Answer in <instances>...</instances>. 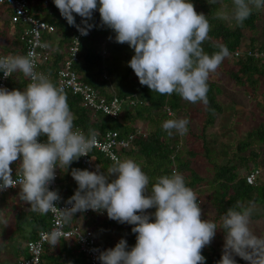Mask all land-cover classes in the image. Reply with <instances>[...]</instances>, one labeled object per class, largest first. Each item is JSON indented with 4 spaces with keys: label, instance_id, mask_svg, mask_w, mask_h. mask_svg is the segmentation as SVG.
<instances>
[{
    "label": "clouds",
    "instance_id": "clouds-1",
    "mask_svg": "<svg viewBox=\"0 0 264 264\" xmlns=\"http://www.w3.org/2000/svg\"><path fill=\"white\" fill-rule=\"evenodd\" d=\"M61 16L88 35L89 23L97 10L102 25L115 32V42L127 43L134 51L128 66L142 86L160 95L177 94L183 100L207 106L210 76L232 53L226 45L207 53L204 43L211 39L208 16L198 13L192 0H53ZM219 5L215 18L230 27H242L254 13L264 11V0H207ZM74 14L80 16L76 25ZM0 72L5 78L22 73L26 87H0V191L19 186V199L41 214L59 213L69 223L76 213L88 210L103 213L118 223L133 225L135 246L129 249L121 238L113 248L99 252L100 264H206L202 250L210 245L217 230H223L224 248L218 264H236V256L248 264H264V236L251 229L257 210L254 202L230 207L218 225L202 219L196 192L179 171L161 175L150 185L149 176L132 158L113 157L107 170L72 169L78 187L64 209L57 190H50L56 170L67 172L73 161L94 146L96 133L85 134L74 125L67 95L49 75L37 71L36 57L27 54L0 56ZM190 121L174 118L161 125L169 136H184ZM47 136V142L39 137ZM22 178H13L11 165L18 162ZM114 177V178H112ZM111 178V179H110ZM155 209L154 213L147 210ZM154 216V221H153ZM0 225L8 219L0 213ZM59 243L56 233L49 244Z\"/></svg>",
    "mask_w": 264,
    "mask_h": 264
},
{
    "label": "trees",
    "instance_id": "trees-1",
    "mask_svg": "<svg viewBox=\"0 0 264 264\" xmlns=\"http://www.w3.org/2000/svg\"><path fill=\"white\" fill-rule=\"evenodd\" d=\"M192 3L198 13L202 12L208 16L212 26L211 39L204 43V50L211 54L219 50V45H226L232 56L230 59L226 58L217 72L210 76L207 93L209 103L207 106L199 103V106L195 107V112L199 111V117L197 114L194 117L190 116L189 121L193 125L188 127L187 134L180 136L174 133L169 136L163 131L161 125L168 119L181 118L183 115L188 118L190 103L175 93L160 95L157 92H151L147 86H142L139 81L133 80L135 73L128 66V62L134 55V51L127 43L115 42V32L102 25L98 10L89 21L94 24V27L82 39L79 59L74 64V70L100 93L110 96L116 92L120 97H131L138 103L126 111L123 120H112L85 108L79 96L66 93L70 110L75 116L74 125L85 134L89 129L99 133L117 130L121 136H126L129 133L138 132L135 120L146 121L148 129L146 133H137L133 141L134 147L122 151L120 156L122 160L132 158L141 165L150 178L149 187L157 177L170 175L174 170L179 171L184 175L187 185L198 196L202 208V219L213 220L218 225L221 224L220 217L228 208L237 205V202L244 206L254 202L257 210L252 215L250 227L256 235L264 236V59L259 54L264 53V41H258V36L263 34L260 22L264 21V11L261 12L263 19L254 12L242 27H230L228 23L215 18L219 5H210L207 0H192ZM9 10L10 8H6L0 16L3 22L0 30L4 31L0 32V54H24L25 49L21 44L19 33L17 32L13 38L9 37L12 26H16L17 30L20 28L18 24H11ZM30 11L36 17L56 27L54 33L45 37L51 43L52 56L41 67L45 72L55 71L67 59L74 26L69 25L58 10L45 7L41 2L33 1ZM244 29L250 32L249 37L248 35L246 37ZM108 36L111 39L107 45L109 54L102 60L101 47ZM244 38H248L247 47L243 45ZM241 49L244 50L238 58L235 52ZM104 73H107L109 80L103 78ZM28 82L22 73H13L8 83V90H23ZM225 85L233 86V90L228 91L224 88ZM229 95H233L230 101H228ZM243 97L245 98L242 99ZM252 102L261 120H256L258 121L256 126L244 134L240 141L237 143L230 141L228 146L223 145L222 150L217 153V148L221 144L216 141L217 133L213 129L219 125L221 116L229 109L248 106ZM230 129V132H233L234 129ZM209 130L210 132L207 133ZM42 137L47 139L46 135ZM197 138H202L205 142H203L204 156L210 163L207 171L212 176L209 180L194 168V160L200 155V150H197L199 144L196 146L195 143ZM207 143L213 145H207ZM92 156L94 168L89 171H95L97 167L104 171L113 163L99 151H94ZM11 167L13 176L21 172L19 161L14 162ZM72 169L83 170L86 167L82 165L79 158L72 162L67 172L57 169L60 175V191L65 197H71L78 187L72 178ZM256 169L260 172L255 183L250 184L247 182V176ZM69 185L73 187L70 188ZM19 192L18 187L0 195V213L9 221L7 227L0 225L1 256L20 255L24 245L20 243L19 238H26V241L36 239L39 232L50 225V214L31 211L30 205L19 199ZM147 211L152 213L155 209ZM73 222L81 224L84 230H92L104 250L113 248L118 243L115 242L114 237L119 240L126 239L129 249L135 246L136 234L132 232L134 226L111 220L107 213L104 216L76 213L67 226ZM258 225H261V228ZM224 236L223 230H217L210 245L202 250L206 264H218L220 261ZM16 240L19 242L15 246ZM56 246L57 250L50 244L44 247L43 264H89L87 255L78 250L79 246L75 238L59 239ZM1 264L6 262L3 261Z\"/></svg>",
    "mask_w": 264,
    "mask_h": 264
},
{
    "label": "built area",
    "instance_id": "built-area-1",
    "mask_svg": "<svg viewBox=\"0 0 264 264\" xmlns=\"http://www.w3.org/2000/svg\"><path fill=\"white\" fill-rule=\"evenodd\" d=\"M33 1L41 2L45 7H50L52 10H58L54 5L53 0H0V16L6 8H10V22L13 25H20L19 38L22 46L25 49L24 54L32 51L36 57L37 71L43 72L50 76L51 80L60 88L63 89L65 93H71L73 95L79 96L82 99V104L85 108L91 110L94 113H99L104 117H108L112 120H121L124 114L131 107L136 106L137 100L131 97H120L116 93H112L110 96H106L99 92L94 86L85 82L78 73L74 70V64L79 59L80 45L84 35H81L74 26L72 32L73 37L71 44L68 48L67 59L64 61L63 65L55 71L45 72L41 69L44 63H47L52 56L51 43L46 40L45 37L56 31V27L52 24L47 23L40 17H36L30 11L31 4ZM59 11V10H58ZM76 25L83 26L81 24V17L74 14ZM108 36L101 47L102 60L106 59L109 50L108 42L110 41ZM243 51L235 52L236 57H240ZM257 52V51H256ZM21 54V53H19ZM264 59V53H259ZM256 54L257 56H260ZM3 53L0 56H6ZM12 77V76H11ZM11 77L5 78L3 73L0 72V87L8 89V83ZM103 78L109 80L107 73H104ZM80 129V128H78ZM81 130V129H80ZM96 133V140L92 149L88 152V156L80 157L81 163L86 169L91 170L94 168V160L92 153L94 151H99L102 155L109 158L113 162V157L121 158V152L133 148V141L140 132L129 133L126 136H121L120 132L117 130H108L104 133ZM39 142H47L42 136L39 137ZM176 171V170H174ZM260 170L256 169L249 176H247V182L254 184ZM59 172L56 170V178L50 184V190H57L59 192ZM14 179L22 178V173L19 172ZM8 188L6 190L0 191V195L7 193L10 190L17 189ZM60 195V193H59ZM61 200L56 202V206L60 209L70 207L66 202L70 197L61 196ZM153 211L152 213H154ZM50 214V225L41 230L36 239L30 240L26 243V248L28 250L29 256L18 261L17 264H43L42 263V253L44 247L49 244L50 235L56 233L59 239L70 240L75 238L78 243V250L87 255L90 264H100L98 260L99 252L104 250V247L99 242L98 237L94 234L92 230H84L77 223H73L67 226V223H63L60 219L59 213L49 212ZM79 214L87 215H103V213L93 212L88 210ZM154 221V216H153Z\"/></svg>",
    "mask_w": 264,
    "mask_h": 264
},
{
    "label": "rangeland",
    "instance_id": "rangeland-1",
    "mask_svg": "<svg viewBox=\"0 0 264 264\" xmlns=\"http://www.w3.org/2000/svg\"><path fill=\"white\" fill-rule=\"evenodd\" d=\"M224 4L227 5H231V0H223ZM262 11L257 12L261 19L262 18ZM261 27L260 29L262 30V33L264 34V21L262 20L260 22ZM244 32L246 33V37L248 35V37L250 36V32L244 29ZM9 33H11V31L9 30ZM263 34H260L258 36V41L262 42L264 41V37ZM243 45H245V47H247L248 42V38H244L243 40ZM244 49H241V51H243ZM108 57V56H107ZM138 77L136 75H134L133 80L134 81H138L137 80ZM233 86L231 85H225V89L229 90H233L232 89ZM116 93V92H115ZM238 93H240L238 91ZM230 97L228 98V101H230L233 98V95H229ZM249 97V96H248ZM245 97H243L242 99H244ZM193 106V107H192ZM199 106V103L196 104H188V110L189 112V117L187 118L188 120H190V116L194 117L195 114H197V116L199 117V111L195 112V107ZM194 109V110H193ZM170 115H173L172 112H169ZM125 115V114H124ZM181 115V114H180ZM187 115V114H185ZM101 116V115H100ZM124 117V116H123ZM123 117L121 120H123ZM181 118H186L183 116H181ZM254 120V121H252ZM256 120H261V118L259 117V115H257V111L254 108V103L252 102L251 104H249L248 106H244V107H240L239 108H235V109H229L228 112H225L224 115L221 116L220 118V122L219 125L216 126L215 129H213V131H216V135H215V139L218 143H220L221 145L219 146V148H217V153H219L222 149L223 145L228 146V144L230 143V141H232L233 143H237L238 141H240L243 138V135L246 134L251 128H253L254 126H256V124L258 123V121ZM147 122L141 119H137L135 120V127L138 129V131L140 132V134H145L147 129ZM190 125H193L191 122L189 123L188 127ZM230 128L234 129L233 132H230ZM196 132V131H195ZM209 131H207V133H209ZM203 139L202 138H197L195 143L196 146L199 144V149L197 148V150H200V155L198 156V158H196L195 164H194V168L195 170H197L202 176H204L205 179L209 180L212 178L211 175H209L207 168L210 166L209 161L205 158L204 156V145H203ZM205 143V142H204ZM195 145V144H194ZM207 145H213V144H208ZM216 153V154H217ZM222 160V158H221ZM220 160V161H221ZM224 161V160H222ZM259 228H261V225L259 226ZM259 232V230H258ZM18 239V238H17ZM20 243H24L26 241V238H19ZM15 246H16V242H14ZM13 244V245H14ZM223 248L224 245L222 247V253H223ZM2 253H0V264L1 262L5 261L6 264H9L8 260H4L6 256H1ZM222 256V255H221ZM10 257V261L12 260L13 262V257L12 256H7ZM236 259V264H248L247 261L241 259L239 256L235 257ZM3 260V261H2ZM15 262V261H14Z\"/></svg>",
    "mask_w": 264,
    "mask_h": 264
},
{
    "label": "crops",
    "instance_id": "crops-1",
    "mask_svg": "<svg viewBox=\"0 0 264 264\" xmlns=\"http://www.w3.org/2000/svg\"><path fill=\"white\" fill-rule=\"evenodd\" d=\"M1 19V18H0ZM3 25V22H2V19L0 20V27ZM10 31H11V33H9V37H11V38H13L16 34H17V32L19 33L20 32V28H19V30H17V28H16V26H12L11 28H10ZM0 32H4L3 30H0ZM138 81H139V79H137ZM73 178V177H72ZM58 187H59V193H60V195L61 196H63V197H65L64 195H62V193H61V191H60V186H59V183H58ZM69 187L70 188H72L73 187V185H69ZM65 198H67V197H65ZM106 214V211L104 212V214L103 215H98V216H104ZM73 223H77V222H73ZM72 223V224H73ZM78 224V223H77ZM79 226H81V224H79ZM82 227V226H81ZM87 228V227H86ZM30 229V228H29ZM82 229H84L83 227H82ZM92 229V228H91ZM101 237H102V235H100ZM101 239V238H100ZM102 239H103V237H102ZM114 239H115V242H119V238H117V237H114ZM30 240H33V239H30ZM30 240H28V241H30ZM28 241H25L24 243H23V245H24V249L22 250V252H21V254L20 255H18V256H20V257H18L17 256V254H12V257H13V262H12V260L10 261V257H5V259L4 260H8V262H9V264H17L18 263V261L19 260H21L22 258H26V257H28L29 256V253H28V250H27V248H26V243L28 242ZM16 243L17 242H19L18 240H16L15 241ZM54 249L55 250H57V246H55L54 247ZM15 261V262H14ZM88 262H89V259H88ZM89 264H90V262H89Z\"/></svg>",
    "mask_w": 264,
    "mask_h": 264
}]
</instances>
